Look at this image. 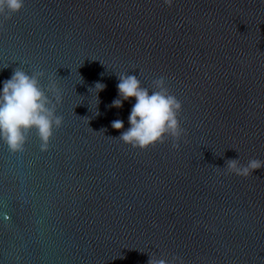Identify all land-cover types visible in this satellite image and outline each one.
<instances>
[{
  "label": "water",
  "instance_id": "obj_1",
  "mask_svg": "<svg viewBox=\"0 0 264 264\" xmlns=\"http://www.w3.org/2000/svg\"><path fill=\"white\" fill-rule=\"evenodd\" d=\"M16 68L62 124L43 150L0 139V264H264V167L227 169L264 161V0H23L0 12V81ZM125 73L164 78L178 141L119 138Z\"/></svg>",
  "mask_w": 264,
  "mask_h": 264
},
{
  "label": "clouds",
  "instance_id": "obj_2",
  "mask_svg": "<svg viewBox=\"0 0 264 264\" xmlns=\"http://www.w3.org/2000/svg\"><path fill=\"white\" fill-rule=\"evenodd\" d=\"M171 3V0H165ZM23 6V0H0V12L5 8L9 12H17ZM116 85L118 98L111 102L114 107H121L123 101L135 98L127 117L129 127L122 131L119 138L133 147L141 149L163 142L167 136L177 141L184 134L178 120L182 110L181 102L168 92L163 77L155 80L158 90L140 86L136 75L121 74ZM0 139L11 150H22L26 140V133L35 128L42 141L41 148L47 149L52 136L53 126L59 128L62 117L55 114L54 107H48V98L39 86L38 74L29 76L23 70L16 68L11 76L0 81ZM106 87L101 82L95 83V88L103 90ZM59 102V96H57ZM114 129H122L124 121L116 119L111 122ZM174 147H179L176 143ZM264 167V161L251 159L241 165L238 159L227 161V169L236 175L247 176L253 170ZM177 257L170 261L149 258L148 264H175Z\"/></svg>",
  "mask_w": 264,
  "mask_h": 264
}]
</instances>
